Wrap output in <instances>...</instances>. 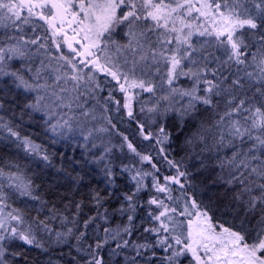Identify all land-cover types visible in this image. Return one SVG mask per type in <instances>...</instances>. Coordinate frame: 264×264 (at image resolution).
<instances>
[{"label":"snow or ice","instance_id":"obj_1","mask_svg":"<svg viewBox=\"0 0 264 264\" xmlns=\"http://www.w3.org/2000/svg\"><path fill=\"white\" fill-rule=\"evenodd\" d=\"M0 29V141L37 168L59 158L58 171L66 161L101 176L97 209L127 182L116 209L126 223L89 243L105 209L82 226L65 217L72 226L56 232L77 241L83 264H264V0H0ZM113 110L151 151L119 131ZM37 115L41 143L23 134ZM197 120L184 144L219 170L228 226L172 155L173 129ZM37 190L29 165L0 161V264L14 242L41 248L38 233H51L14 206L40 202Z\"/></svg>","mask_w":264,"mask_h":264},{"label":"trees","instance_id":"obj_2","mask_svg":"<svg viewBox=\"0 0 264 264\" xmlns=\"http://www.w3.org/2000/svg\"><path fill=\"white\" fill-rule=\"evenodd\" d=\"M2 31L3 29H0V32ZM15 110L18 120L19 109ZM110 115L119 131L129 135L128 132H124V127H122L124 126L122 125L123 122H125L124 119H121L122 112L117 113L113 110L110 112ZM199 118L210 119V115L202 112ZM35 120L29 121L27 116L24 117L23 134H30V131L33 130V125H35H32V122H41L38 117ZM196 123H198V120L188 121L182 133L177 129H173L174 140L171 146L172 155L174 157H185V163L188 164L189 170L196 176L197 192L200 193V198L207 204H210L212 209L218 208L224 216L225 221L232 222V215L225 212L223 208L224 189L217 182V173L219 170H214L211 166L202 169L198 168L197 166L199 164L196 162L197 165H195V161H193L192 168L189 164V155L192 156L194 154L192 153L191 147L184 144V140L185 136L194 130ZM36 128L39 129L40 126H36ZM42 136L45 140L44 134ZM41 142L44 141L41 140ZM51 150L65 151L60 145L55 146ZM196 151L198 152L199 150L197 149ZM13 158L18 160L22 165H29L31 167L32 172L35 174V183L38 185L37 194L41 197L40 202L28 200L27 198H19L15 201L14 206L25 208L30 217L45 220L52 231L51 235L49 232H40V235H37L43 245L41 248L14 243L9 251L10 254H7L9 264H83V260L81 259L83 253L77 251L79 247L77 241L72 237H68L66 242L63 240L58 241L56 236V232L63 233L66 231V227L72 226L64 220L65 217L68 220L75 219L79 221L82 226L85 219L96 216L98 211L103 213L107 209L109 220L106 222L101 218H97L87 230L88 236L90 237L88 240L89 243L93 242L96 232H99L101 236L103 235L102 229L104 227L111 226L115 228L117 225L127 222L126 215H122L116 211L120 207L119 197L127 184L126 181L121 182L120 191L116 195L111 196L109 202L105 203L103 208L97 209L91 199L90 193L93 188L104 187L101 183V176H84V173L79 168L73 171L72 167L66 161L63 162V170L58 171L57 169L61 168L62 163L59 158L54 159L53 163L56 166L53 169L43 168V165L37 168L36 163L32 160L28 161L23 153L19 149H16L14 145L8 144L6 141H0V161L11 160ZM195 168H198V170L196 171ZM77 173L84 176L82 181L77 182L73 179L77 176ZM77 204L80 205L79 209L76 207ZM80 230H83L82 227ZM11 253H16V255H11ZM104 255L107 258V247L104 250ZM121 259L122 257L114 258L113 264H123Z\"/></svg>","mask_w":264,"mask_h":264},{"label":"rangeland","instance_id":"obj_3","mask_svg":"<svg viewBox=\"0 0 264 264\" xmlns=\"http://www.w3.org/2000/svg\"><path fill=\"white\" fill-rule=\"evenodd\" d=\"M146 95V94H145ZM115 111V110H114ZM111 115H113V114H111ZM122 115H123V113H122ZM37 117H38V119H39V116L37 115ZM115 119H116V117H114ZM36 121V120H35ZM124 121L125 122H123V124L122 125H124V126H122V127H124V132H128V134L129 135H127L126 133H124L125 135H127L128 137H129V139L130 140H132L133 141V143H135L137 146H138V148H140L142 151H145V152H149V151H151V149L148 147V142H146V141H141V139L139 138V136L137 135V132H136V125H135V123H133V122H130V121H128L127 120V117L125 116L124 117ZM32 125L33 124H35V125H33L34 127L32 128L33 130L32 131H30V136L37 142V143H41V140L42 141H44V138H43V136H42V134H44V128H43V126H42V122H38V123H36V122H32L31 123ZM36 126H40V128L38 129V128H36ZM130 129H131V131H130ZM116 139H119L118 137L116 138ZM21 151V150H20ZM22 153H23V151H21ZM23 155L25 156V158H27L28 159V161H30L31 160V158H29V157H27L24 153H23ZM182 157V156H181ZM181 157H175L176 159H180ZM193 157V158H192ZM189 159L190 160H188L189 161V164H190V166H191V168L193 167V161H195V165H197V163L199 164L197 167L198 168H201L202 169V167H201V164H200V159L198 158V157H196L195 155H192V156H190L189 155ZM197 162V163H196ZM35 163V162H34ZM188 165V164H187ZM198 168L196 169L195 168V170L197 171L198 170ZM50 169V168H49ZM53 169V168H52ZM202 197V196H201ZM205 202V201H204ZM206 203V202H205ZM207 204V203H206ZM213 211H214V213H215V219L218 221V222H221V223H225V226H228V224L229 223H231L230 221H225L224 220V216L222 215V213L220 212V210L218 209V208H215V209H213ZM40 232H45V231H40ZM39 232V233H40ZM38 233V235H40ZM50 235H51V233H50ZM37 239L38 240H40L38 237H37ZM14 243H18V244H23V242H21V241H16V242H14ZM13 243V244H14ZM13 244L11 245V246H13ZM11 246L9 247V251L11 250ZM9 254H10V252H9ZM6 259L8 260V255L6 256ZM122 261H123V258L121 259Z\"/></svg>","mask_w":264,"mask_h":264}]
</instances>
